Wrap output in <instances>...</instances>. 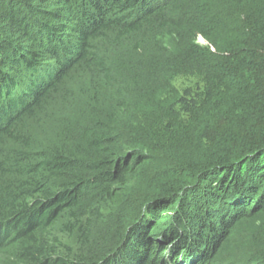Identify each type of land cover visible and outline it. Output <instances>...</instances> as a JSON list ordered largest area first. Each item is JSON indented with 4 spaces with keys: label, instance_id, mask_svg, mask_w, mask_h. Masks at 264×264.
Returning a JSON list of instances; mask_svg holds the SVG:
<instances>
[{
    "label": "trees",
    "instance_id": "trees-1",
    "mask_svg": "<svg viewBox=\"0 0 264 264\" xmlns=\"http://www.w3.org/2000/svg\"><path fill=\"white\" fill-rule=\"evenodd\" d=\"M161 32L172 41L153 73L177 63L197 89L119 154L131 105L98 51ZM90 82L99 133L77 136L84 150L64 143L71 130L36 148L43 122ZM104 207L130 214L93 250L90 215ZM235 236L237 258L224 252ZM252 263L264 264V0H0V264Z\"/></svg>",
    "mask_w": 264,
    "mask_h": 264
},
{
    "label": "rangeland",
    "instance_id": "rangeland-1",
    "mask_svg": "<svg viewBox=\"0 0 264 264\" xmlns=\"http://www.w3.org/2000/svg\"><path fill=\"white\" fill-rule=\"evenodd\" d=\"M161 33L162 35L159 40L154 39V35H149L152 39L148 37L143 44H140L139 49L134 47V42H124L122 39V42L119 43L113 38L112 41H114V44H103L98 51L99 54H104L110 68L112 76V82H110L111 90L114 93L122 95L126 103H130L131 105L129 118H123L124 123L130 125V127L122 134L120 133L118 139H113L115 142V150L117 149L119 154L127 150L131 152V149H134V147L140 144H133L134 138H132V140L129 138V134H131L135 128L140 129V127L148 126L149 130H151L154 125H156L154 122L155 119L166 118L169 112L173 114L179 112V102L182 100L184 92H187L188 95L194 93V90L197 89L198 79L186 72H179L177 63L173 67L166 68L162 73L160 72V74L153 73L150 66L152 63L151 56H155V52H159L157 50L166 52L165 46L170 47L172 41L171 35L167 36L166 32ZM194 43L203 48L206 41L201 36H198ZM184 64L186 65V63ZM141 83H143L144 89L139 85ZM76 87L77 88L73 89L74 94L70 101L73 105L68 108V103H66L64 109H60L52 118L43 122L44 130L41 132L39 131L35 138L36 148L63 143V140H60V135H64L65 138H68L71 130L72 135L70 138L64 139V143L69 144L73 148L79 146L80 149L84 150L85 146L77 140V136L81 135L84 129H88L89 132L87 133V137L93 138L95 133H99L101 130L100 123H98L97 120V117L101 116L91 118L89 112H87V109L91 111L92 106L96 103V101L92 100L94 91L91 82L89 84L86 83V85L83 84L82 86L78 84ZM109 93L111 95V92ZM88 95H90V97H88ZM102 102L103 98H101V103ZM91 119L94 122H89ZM148 122H153V125L149 126L147 124ZM131 127L132 129H130ZM142 131L143 135H141V137H136L137 140H143V137L150 138L149 135L144 134V130ZM155 166L154 162L142 166L139 172L141 174L143 173L142 176H144V178H155ZM142 169L145 170L142 172ZM145 191L147 190H142L139 193L144 194ZM139 193L135 192V194ZM132 201L134 200H130L127 197L125 203L135 207ZM97 205L98 204L95 205L90 203L84 206L83 209L87 210L94 207L95 211ZM94 211L90 215L91 238H93L92 243L94 244L93 250L98 248L104 250L105 247L102 248L104 244L107 245L117 240V238L112 239L111 235L116 230L122 228L121 225L124 222L125 216H128L130 213L124 209V207L113 211L111 209L109 212L108 208L105 209L104 207V210L98 212L96 217ZM136 211L135 209L134 212L136 213ZM85 217L89 216H84L82 218ZM249 235L253 236V232H250ZM235 237L237 240L233 241V239H231L233 244H226L224 252L237 258L245 255L246 251L237 246L241 245L240 243H244L241 238ZM70 241V244H78L73 243L75 239H71ZM88 247L89 246H87L86 249Z\"/></svg>",
    "mask_w": 264,
    "mask_h": 264
}]
</instances>
